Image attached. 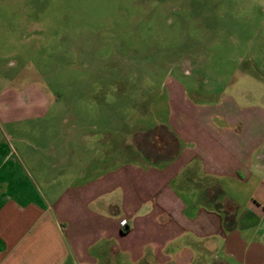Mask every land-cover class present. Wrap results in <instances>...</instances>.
Here are the masks:
<instances>
[{
  "label": "crops",
  "instance_id": "crops-1",
  "mask_svg": "<svg viewBox=\"0 0 264 264\" xmlns=\"http://www.w3.org/2000/svg\"><path fill=\"white\" fill-rule=\"evenodd\" d=\"M3 81L0 125L45 116L36 83ZM166 84L164 120L107 134L89 166L3 138L0 264H264V95Z\"/></svg>",
  "mask_w": 264,
  "mask_h": 264
},
{
  "label": "rangeland",
  "instance_id": "rangeland-1",
  "mask_svg": "<svg viewBox=\"0 0 264 264\" xmlns=\"http://www.w3.org/2000/svg\"><path fill=\"white\" fill-rule=\"evenodd\" d=\"M169 78L264 95V0H0V89L48 99L43 118L0 125L9 147L64 148L74 165L84 146L89 166L107 134L164 120Z\"/></svg>",
  "mask_w": 264,
  "mask_h": 264
}]
</instances>
